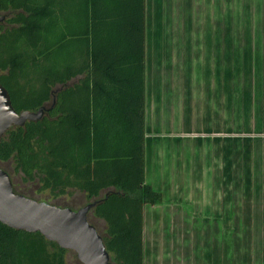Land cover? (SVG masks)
I'll list each match as a JSON object with an SVG mask.
<instances>
[{
  "label": "trees",
  "instance_id": "obj_1",
  "mask_svg": "<svg viewBox=\"0 0 264 264\" xmlns=\"http://www.w3.org/2000/svg\"><path fill=\"white\" fill-rule=\"evenodd\" d=\"M0 14V83L17 112L47 108L3 136L1 168L55 198L84 193L113 263L145 264L144 206L164 202L145 180L146 0H0ZM68 252L0 223V264Z\"/></svg>",
  "mask_w": 264,
  "mask_h": 264
},
{
  "label": "crops",
  "instance_id": "obj_2",
  "mask_svg": "<svg viewBox=\"0 0 264 264\" xmlns=\"http://www.w3.org/2000/svg\"><path fill=\"white\" fill-rule=\"evenodd\" d=\"M146 66H190L192 74L184 84L191 104L169 95L171 80L184 83L176 74L146 80L145 180L164 205L144 206L145 264L147 225L160 211L183 225L167 207L185 193L192 222L184 225L207 236L192 229L191 264H264V0H146ZM182 107L192 132H183ZM218 175L220 186L200 185ZM210 191L222 194L221 207L204 202ZM174 253L183 263L185 250Z\"/></svg>",
  "mask_w": 264,
  "mask_h": 264
},
{
  "label": "water",
  "instance_id": "obj_3",
  "mask_svg": "<svg viewBox=\"0 0 264 264\" xmlns=\"http://www.w3.org/2000/svg\"><path fill=\"white\" fill-rule=\"evenodd\" d=\"M6 16L0 15V26ZM45 106L37 111L17 112L9 91L0 83V143L13 127H24L44 117ZM92 202L73 210L39 202L14 191L10 175L0 166V223L16 231L40 233L60 248L73 251L81 264H114L102 236L89 223Z\"/></svg>",
  "mask_w": 264,
  "mask_h": 264
},
{
  "label": "rangeland",
  "instance_id": "obj_4",
  "mask_svg": "<svg viewBox=\"0 0 264 264\" xmlns=\"http://www.w3.org/2000/svg\"><path fill=\"white\" fill-rule=\"evenodd\" d=\"M2 15V14H0ZM222 68V67H221ZM216 72H221L218 71L219 67H213V71ZM233 72L238 73V67H233ZM167 74H176L179 80L184 79V83L178 82V81H173L171 80L169 90H170V96L175 97L176 100L180 101L181 98L187 97L188 98V103H190V90L187 91L184 88V84L190 85V82L188 83L187 81H190V75L192 74V67L190 66H146V80L147 76L149 79L152 78H158V76L162 75H167ZM237 85L238 88V82H235L233 80V87ZM186 92V93H185ZM233 100L234 97H233ZM237 103V102H235ZM234 103V104H235ZM233 104V105H234ZM186 109L190 111V106H187ZM235 109L233 108V120L236 119L237 116H235ZM181 112L183 113V107L181 109ZM187 113V112H186ZM190 115H187L184 117L183 113V121L184 125L182 127L183 132H192L191 131V124H190ZM185 127V128H184ZM189 127V129H187ZM181 128V125H180ZM190 136V135H189ZM8 172L12 175L13 182L15 184V189L18 192H22L26 194V196H29L31 198H34L35 200L39 202H46L51 205L58 204L60 206H68L70 208H73L74 210H78L80 208H83L87 204L91 203L88 201L86 198V195L80 191H76L74 189H71L72 194H68L65 196H61L58 198H55L49 191H44L40 192L38 191L37 187L35 186H27L23 185L22 180L19 175H17L13 168L11 166H4ZM188 174V173H187ZM215 179V181H214ZM209 178L208 179H203L201 181L200 185L202 186H207V183L209 182V188L212 187H218L220 186V182H222V178L220 176H215V178ZM184 181V186H190L191 178L186 175L183 178ZM213 181V182H212ZM190 197L191 195H188V193H185L183 195V199L180 201V204L178 205L175 204H169V207L171 210H173L171 207L174 205L176 207L175 210H173L176 213H181L183 217V225H171V222L174 221V218L172 216V211H160L158 212V218L156 221L152 224L147 225L146 228V253H147V262L148 264H176L174 263V260H176V254L174 253L177 249L181 248L185 250V253L183 254L182 261L183 263L181 264H191L192 259L190 256V251L192 248V235L193 231L192 229L198 233H195V236L198 237L199 239H203V232L205 231V227L202 226H194L192 225H184L190 224L191 221V202H190ZM187 198H189L187 200ZM204 202L211 208L214 207H221L222 206V194H216L210 191L208 194L204 195ZM221 198V199H220ZM164 203V202H163ZM164 205V204H162ZM166 209V208H163ZM177 216V215H176ZM92 221L94 224L99 228V230L103 233L105 230V223L102 220L94 219L92 218ZM176 221V219H175ZM174 221V223H175ZM177 223V222H176ZM165 224V225H163ZM163 225V226H162ZM207 236H205L204 241H206ZM206 239V240H205ZM197 241V240H196ZM207 244V242H204ZM204 243L201 240V245H198L199 247L197 248V251L199 252L198 255L200 257L198 258L199 262L207 261L205 259H202L200 251L207 250L208 247L204 248ZM197 244V242H196ZM222 243L220 244V248H217L218 252L220 250L222 251L223 247L221 246ZM214 247V245H213ZM219 247V246H218ZM200 251H199V250ZM214 249V248H213ZM215 250V249H214ZM213 251V250H212ZM189 254V256H188ZM67 259V264H81L80 261L77 259L75 252L69 251L66 255ZM181 260V258H180Z\"/></svg>",
  "mask_w": 264,
  "mask_h": 264
}]
</instances>
